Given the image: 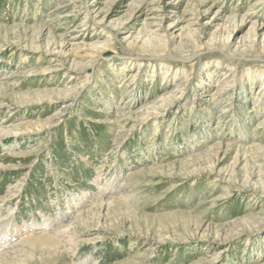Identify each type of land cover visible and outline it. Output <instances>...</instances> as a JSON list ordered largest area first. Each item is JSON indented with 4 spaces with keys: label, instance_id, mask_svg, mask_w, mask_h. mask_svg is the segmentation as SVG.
Masks as SVG:
<instances>
[{
    "label": "rangeland",
    "instance_id": "rangeland-1",
    "mask_svg": "<svg viewBox=\"0 0 264 264\" xmlns=\"http://www.w3.org/2000/svg\"><path fill=\"white\" fill-rule=\"evenodd\" d=\"M263 38L264 0H0V232L74 206L29 264H264Z\"/></svg>",
    "mask_w": 264,
    "mask_h": 264
},
{
    "label": "bare ground",
    "instance_id": "bare-ground-1",
    "mask_svg": "<svg viewBox=\"0 0 264 264\" xmlns=\"http://www.w3.org/2000/svg\"><path fill=\"white\" fill-rule=\"evenodd\" d=\"M87 11L89 13V8H87ZM85 20H87V19H85ZM144 40H143V44H148V45L152 44V46L154 45L156 47H161V45H162V44L159 45V41H156V42L154 41V43H152L148 39H146L145 41ZM256 40H257V38L254 39V42H256ZM261 41L263 42V44L261 46V48L263 50L264 49V38ZM38 93L41 94V92H38ZM57 93L60 94L62 92L57 91ZM29 95H30V93H25V94H22L21 97L27 99V97H29ZM21 128L22 127H20V126H13L12 129L9 128L6 131H0V136L4 135L6 133L7 134H17V131L20 130ZM116 187L114 189H112V191H110V192L113 193V192H116L117 190H118V192H121V191H119V189L124 187V186L119 187L117 185ZM90 195L91 194L87 195V197H90ZM104 197L105 196L102 195L100 197L101 200L104 201L105 200ZM106 204L108 205V203H106ZM69 208L66 211L65 216L63 217V219L59 223L54 222L53 224H51L48 221V219H45L43 222H37V221L25 222V227H24L25 229L24 228L21 229V226H18V228H11L8 226L7 230L3 229L4 231L0 232V242H3V244H10V246H9L10 249L11 248L17 249V251H15V253H11L10 251L8 252V250H10V249H7L6 252H4V253L1 252L0 253L1 254L0 255V262H3L4 264H13L12 263L13 260L17 259V261L18 260L22 261V263H24V264H29L30 261H33L34 259H36L38 257H39L38 260L40 262H46L47 258L45 257L44 253L50 255L51 260H53V261L59 257L61 258V256H63V255H67L69 253H74L76 251V246H74L72 242L74 241L73 237L75 236L76 232L73 231L74 220H71V218H70L71 216L69 215V213H71L72 211L74 212V210H76L75 209L76 207L73 206V207H69ZM40 226H42V227H40ZM38 228H43V230H48V231L47 232L45 231L44 233L38 231L37 233H34L31 236H27L28 238H26L23 241V238L26 236L25 235L22 238L20 237L19 241H21V242L16 241V237L19 238V232H20L19 230L20 229L22 230L21 234H26L29 232H34ZM32 241H36L37 243H35V242L32 243ZM42 242H45L46 244L42 245L41 244ZM82 263H83V261L79 262V264H82Z\"/></svg>",
    "mask_w": 264,
    "mask_h": 264
}]
</instances>
